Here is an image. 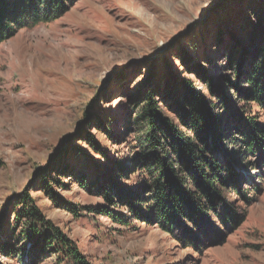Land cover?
<instances>
[{
  "label": "rangeland",
  "instance_id": "rangeland-1",
  "mask_svg": "<svg viewBox=\"0 0 264 264\" xmlns=\"http://www.w3.org/2000/svg\"><path fill=\"white\" fill-rule=\"evenodd\" d=\"M28 1L0 43V264H75L61 241L39 246L27 193L91 264H264V156L247 144L249 124L264 127V0ZM191 89L238 176L217 211L167 226L144 115L152 97L193 136L178 108Z\"/></svg>",
  "mask_w": 264,
  "mask_h": 264
},
{
  "label": "trees",
  "instance_id": "trees-1",
  "mask_svg": "<svg viewBox=\"0 0 264 264\" xmlns=\"http://www.w3.org/2000/svg\"><path fill=\"white\" fill-rule=\"evenodd\" d=\"M52 1L54 0H44V5L53 7ZM29 4L31 3L28 0H0V43L16 34L17 30L12 24L19 22L18 20L29 8ZM57 5L65 8L61 1L56 3ZM32 6L34 9L37 7ZM261 77L252 81L254 92L259 93H255L257 98L264 92L262 83L264 68H262ZM154 100L152 97L149 99L144 117L146 116L150 127L148 139L155 149L161 151L156 152L160 165V177L155 179L153 186L158 197L156 207L161 210L163 222L167 226L171 224L172 219L177 220L175 219L177 216L190 218L196 222L197 219L203 218L202 213L217 211L219 206L226 204L223 189L229 183L235 184L238 174L229 162L227 165L224 162L219 163L218 159L213 156V148L218 147L219 144V131L215 128L219 122L218 116L211 111L204 97L191 89L184 97L185 104L178 105L182 114L181 118L187 128L196 129L193 136H185L166 119H160L163 121L161 123ZM262 100L264 101V98ZM247 136L250 149L258 145L264 156V127L258 123H253L252 126L249 124ZM169 147L172 151L168 150ZM176 160L182 162L188 171L192 172L196 189H186L180 183L178 172L181 168L175 167ZM25 199L28 204H31L29 214L41 221L39 223L46 229L39 235L37 240L39 246H46L49 235L53 241H61L66 246L68 256L75 264H91L81 254L74 241L67 238L57 226L42 215L39 207L33 204L31 195L27 193ZM227 215L235 223L240 221L231 212H227ZM51 228L54 232L52 231L50 235ZM188 238L194 239L191 233L188 234Z\"/></svg>",
  "mask_w": 264,
  "mask_h": 264
}]
</instances>
